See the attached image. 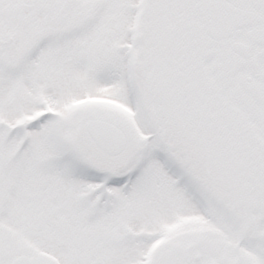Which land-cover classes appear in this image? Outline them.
Returning <instances> with one entry per match:
<instances>
[{"label": "snow or ice", "instance_id": "1", "mask_svg": "<svg viewBox=\"0 0 264 264\" xmlns=\"http://www.w3.org/2000/svg\"><path fill=\"white\" fill-rule=\"evenodd\" d=\"M0 264H264V0H0Z\"/></svg>", "mask_w": 264, "mask_h": 264}]
</instances>
